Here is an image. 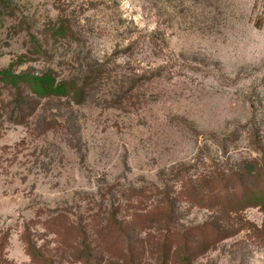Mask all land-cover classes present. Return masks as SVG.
I'll return each mask as SVG.
<instances>
[{
	"label": "rangeland",
	"instance_id": "obj_1",
	"mask_svg": "<svg viewBox=\"0 0 264 264\" xmlns=\"http://www.w3.org/2000/svg\"><path fill=\"white\" fill-rule=\"evenodd\" d=\"M6 69L88 86L0 82V264H264V0H0Z\"/></svg>",
	"mask_w": 264,
	"mask_h": 264
},
{
	"label": "trees",
	"instance_id": "obj_2",
	"mask_svg": "<svg viewBox=\"0 0 264 264\" xmlns=\"http://www.w3.org/2000/svg\"><path fill=\"white\" fill-rule=\"evenodd\" d=\"M61 29V24L58 25L56 32ZM0 82H3L6 86H10L16 89L17 94L15 95V103L20 101V104L27 103L26 99L24 98L22 92L19 90V85L27 86L30 90V93L33 95L43 98L51 95H63L66 93L71 94L72 96L77 95V93L81 96V99H85V95L87 94V84L83 83L80 86L74 83H56L49 75L42 74L32 75V74H15L10 69L0 71ZM26 101V102H25ZM80 101V100H79ZM20 111V108L18 112ZM264 167V165H263ZM264 169V168H262ZM204 188L206 186H214L219 184L218 181H204ZM208 188V187H207ZM210 189V187L208 188ZM196 189L191 190V194L184 197L185 200L187 199L190 202H195L198 204V198H195L193 193ZM248 192V191H247ZM182 193H180L181 195ZM245 196H248L247 194ZM244 196V197H245ZM202 200H206L208 204L214 203L216 206L219 205L217 202L221 201V198L216 196H207V198H201ZM227 199V205H230L232 200L229 197ZM177 200V198L173 199L172 201L166 198H161L157 201V204L152 208L151 216L156 218V221H164V223L169 224L172 223L173 211L172 205ZM213 200L212 202H209ZM253 201V200H252ZM256 201V202H254ZM254 203L250 204L251 206L255 205H262L264 203V193L261 194V197L254 198ZM207 204V205H208ZM172 229V230H171ZM170 230V231H169ZM201 230V226H193L190 228H180L177 225H173L172 227L167 229V236L162 237V241L157 245L155 253L159 255V259L162 260V264H191L192 263V254H191V236L195 235L197 232Z\"/></svg>",
	"mask_w": 264,
	"mask_h": 264
}]
</instances>
